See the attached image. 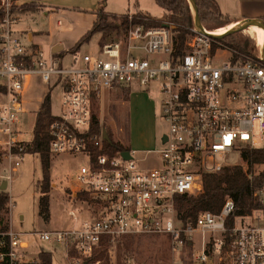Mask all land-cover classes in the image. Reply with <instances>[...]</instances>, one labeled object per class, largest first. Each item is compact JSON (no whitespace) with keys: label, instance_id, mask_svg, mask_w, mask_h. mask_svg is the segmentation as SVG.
Returning <instances> with one entry per match:
<instances>
[{"label":"built area","instance_id":"obj_1","mask_svg":"<svg viewBox=\"0 0 264 264\" xmlns=\"http://www.w3.org/2000/svg\"><path fill=\"white\" fill-rule=\"evenodd\" d=\"M0 1V143L5 141L10 150L20 141L21 92L30 75L46 81L56 77L61 112L47 127L49 152L80 153L89 159L77 172L73 189V195L89 196L86 218L79 222L71 210V227L27 233L14 231L8 218L7 225L0 224V264H43L39 254L29 256L24 235L62 245L66 264H99L93 259L96 252L136 234L168 236L172 252L186 250L200 264H264V178L252 189L258 206L235 215L230 224L227 219L236 208L231 198L218 212H200L195 221L183 222L176 209L177 195L201 193L203 175L229 165L224 161L228 153L264 148L262 57L234 59L229 52L223 58L227 49L217 45L213 52L214 40L195 26L184 52L177 53L170 27L132 23L122 38L104 43L100 55L75 54L65 66L26 44L14 31L13 0ZM136 13L125 16L131 21ZM153 81L168 123L161 147L138 158L135 148L111 153L106 130L99 126L91 131L93 101L104 91ZM14 149L10 175L23 148L18 144ZM150 152H157L159 165L140 169L138 162Z\"/></svg>","mask_w":264,"mask_h":264},{"label":"rangeland","instance_id":"obj_2","mask_svg":"<svg viewBox=\"0 0 264 264\" xmlns=\"http://www.w3.org/2000/svg\"><path fill=\"white\" fill-rule=\"evenodd\" d=\"M135 1L104 0L101 4L99 3L98 8L94 9L89 8L94 0H65L67 5L64 7H51L44 0L41 2L16 0L11 5L14 7V14L19 16L16 22H22L18 26L19 33L23 36L27 35L24 32L25 28L28 30L27 33H32V41L37 43L47 59L52 57L53 46L50 43L54 40V36L66 38L63 42H67L70 47L55 58L61 59L62 63L68 66L75 54L80 57L84 54L100 55L101 32H93L88 39L82 40L84 34L98 19L100 6L105 15H113L120 19L125 15L135 14L137 9L152 17H160L163 14L162 7L155 0H137V6L135 3L133 5ZM23 4H36L37 10L29 11V13L21 12L20 7ZM129 8L132 11H129ZM23 13L27 14L22 15ZM227 27L207 28V30L215 32ZM122 31L118 34L112 31L111 37L107 36L106 42L122 38L126 30L123 33ZM262 33L264 34L263 30ZM262 33L258 26H250L241 32L234 33L238 39L247 43L249 50L246 53H238L239 51L231 50L221 43L220 46L227 49L223 58L227 59L229 52L239 56L249 54L250 57H256V55L261 57L264 44ZM24 41L26 44L31 43L30 40ZM213 52H215V46ZM222 52H219L220 55ZM131 88L120 87L102 92L100 97L93 101L92 108L99 125L106 128L108 138L110 139V134L112 139L120 142L125 148L137 149L138 158L144 155L143 150L147 148L161 147V137L166 133L168 123L162 116V95L158 90L157 82L153 81L146 86ZM61 94L62 90L56 77L46 81L39 74L30 75L21 92L23 113L17 126L21 144H26L25 142L33 138L35 116L44 100L49 103L51 115L55 116L61 112ZM18 144L16 143L14 148H17ZM14 148L10 147L9 150L5 141L0 143V184L6 181V188L1 190L7 192L9 197L8 206L0 211V224L7 225L9 218L11 228L22 233L65 229L74 224L68 214L71 210L76 212L79 222L83 221L86 218L87 199L79 196V192L73 195V189L77 187L75 181L77 172L82 166L89 164L88 157L80 153L53 154L49 152L50 188L47 192V212L41 213L39 198L42 191L37 188L36 183L42 177L39 155L31 151L21 153L19 165L10 175V162L14 160L10 151L12 150V153L16 151ZM224 161L229 165H242L244 169L247 167L238 151L228 153ZM138 164L140 169L158 166L157 152L148 153L145 161ZM263 168L264 163L255 165V171L249 173V177H253ZM167 237L163 234H136L117 238L99 252V264H173L174 262L175 264H200L193 262L186 250L180 254L172 252ZM21 240L28 243L29 247L26 250L30 257L37 258L40 251H45L51 254L53 264H66L62 245L43 240L36 242L30 235L22 236ZM221 263L218 261V264Z\"/></svg>","mask_w":264,"mask_h":264},{"label":"trees","instance_id":"obj_3","mask_svg":"<svg viewBox=\"0 0 264 264\" xmlns=\"http://www.w3.org/2000/svg\"><path fill=\"white\" fill-rule=\"evenodd\" d=\"M35 1V0H32ZM103 1V0H102ZM198 7L199 17L202 24L208 28H217L226 26L231 23L228 15L223 14L215 0H195ZM14 2V1H13ZM163 9V14L160 17H152L146 13L137 11V17L130 21L127 16L118 18L113 15H105L102 6L99 7V16L95 20L92 28L84 34L82 40L88 39L93 32H101V46L106 43L107 36H110L112 31L116 34L122 33L132 23H141L146 27L165 25L171 28L172 39L176 44V52L183 53L186 48V40L192 35L191 29L194 27L192 8L188 0H155ZM15 3V2H14ZM22 11L37 10L36 4H23ZM119 19V20H118ZM111 37V36H110ZM214 40L213 45L224 44L231 50L239 51L238 53H246L249 50L247 43L238 39L234 34H229L223 38ZM222 43V44H221ZM255 54V52H253ZM55 56H60L61 52L55 53ZM259 55V54H258ZM250 57L248 54L233 55L232 58ZM253 59L259 60L260 56H252ZM1 88V87H0ZM55 118L49 112V103L44 100L41 104V109L35 116L33 127V138L22 146L21 152H34L39 155L41 161L42 177L36 182L37 188H40L42 194L39 198L40 212H47L48 195L50 188L49 178V134L47 127ZM99 121L96 115H93L91 131H99ZM106 129V128H105ZM107 131V130H106ZM108 134V132H107ZM106 141L108 150L113 153L119 149L125 148L120 142L112 139ZM242 161L247 164L246 169L242 165H224L218 173L205 174L202 178L203 191L197 195H182L176 196V209L178 216L183 222L188 220L195 221L200 212L210 211L218 212L226 198H231L235 202V210L227 219V224H230L233 217L238 214L250 213L258 206L257 200L252 196V189L255 185L262 182L264 178V168L253 177H249V173L254 172V166L264 163V148H246L241 153ZM83 199H88L89 196L85 192H80L79 196ZM8 194L0 190V211L8 206ZM5 227V226H3ZM99 250L94 254L93 259L100 261ZM39 258L43 264H53L52 256L49 252L42 251L39 253ZM223 264V262L221 263Z\"/></svg>","mask_w":264,"mask_h":264},{"label":"crops","instance_id":"obj_4","mask_svg":"<svg viewBox=\"0 0 264 264\" xmlns=\"http://www.w3.org/2000/svg\"><path fill=\"white\" fill-rule=\"evenodd\" d=\"M39 1L41 2L42 0H39ZM103 1L102 0H94V3L89 8H91V9L98 8L99 3L101 4V2H103ZM215 1L217 2V5H218L220 11L223 14L228 15L229 18L231 19V23L226 25V26H229V25L235 24L239 21L247 20L250 18H262L264 20V0H215ZM44 2H47L48 5L51 7H64L65 5H67L65 0H44ZM134 3L137 6L138 1L136 0L135 2H133V5H134ZM138 11H140V10L138 9ZM16 12H17V10H16ZM21 12L29 13V11H21ZM27 13H23L22 15H25ZM15 18H19V16L17 17V15H15ZM20 24H22V22H20V21L18 23L17 22L15 23V25H14L15 33L18 34L22 38L23 41L24 40H30L31 43L29 45H31L35 48L39 47L36 42L32 41L33 35L30 32L27 33L28 30L26 28L24 29L25 30L24 32H26L27 35L23 36L22 34L19 33L20 29L18 26ZM65 40H66L65 37H57L55 35L54 40L50 44L52 46H54V44H59ZM69 47H70V45H68L64 50H62L61 55ZM52 55H54V54H52ZM148 150H154V149L147 148L146 150H143V153L147 152Z\"/></svg>","mask_w":264,"mask_h":264},{"label":"water","instance_id":"obj_5","mask_svg":"<svg viewBox=\"0 0 264 264\" xmlns=\"http://www.w3.org/2000/svg\"><path fill=\"white\" fill-rule=\"evenodd\" d=\"M16 1V0H14ZM191 8H192V16L194 19V23H195V27L200 31V33H203L204 35L211 37V38H223L229 34H234L236 32H241L245 29H247L250 26H258L261 27L262 30L264 31V20L262 18H250L247 20H243V21H239L235 24H232L230 26H228L227 28H225L224 30L218 31V32H210L207 30V28L202 24L200 17H199V12H198V7H197V3L195 0H188ZM68 46L67 42H61L59 44H55L52 49L51 52L52 54L61 52L62 50H64L66 47ZM262 59L264 60V44H263V50H262ZM105 135V134H104ZM108 138V136H107ZM162 140L165 139V136L163 135ZM128 152L127 151H123L122 152V156L124 157H128ZM6 181L1 182L0 184V190L6 188Z\"/></svg>","mask_w":264,"mask_h":264},{"label":"bare ground","instance_id":"obj_6","mask_svg":"<svg viewBox=\"0 0 264 264\" xmlns=\"http://www.w3.org/2000/svg\"><path fill=\"white\" fill-rule=\"evenodd\" d=\"M256 25L252 26V27H255ZM259 31L262 33V28L259 27ZM262 35L264 36V34L262 33Z\"/></svg>","mask_w":264,"mask_h":264}]
</instances>
